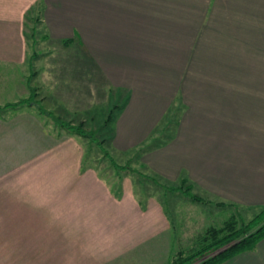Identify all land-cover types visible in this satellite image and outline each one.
<instances>
[{
  "label": "crops",
  "instance_id": "0c3cea01",
  "mask_svg": "<svg viewBox=\"0 0 264 264\" xmlns=\"http://www.w3.org/2000/svg\"><path fill=\"white\" fill-rule=\"evenodd\" d=\"M36 9L43 15L46 39L62 46L63 55L67 48L78 47L81 62L87 60L86 72L96 77L90 79L92 84L101 94H110L114 105L120 104L112 131L117 147L125 149L146 139L176 97L182 96L184 112L177 135L150 155L151 167L170 179L186 173L189 181L222 202L264 205V0H0V64L22 65L29 58L24 28ZM54 58L48 57L54 64L48 79L55 80L51 82L55 92L60 79ZM65 59L61 57L59 64ZM38 117L16 116L10 125L32 129L23 139H51ZM45 125L51 128L48 122ZM2 188L0 221L23 225L28 217L23 209L10 211L23 201ZM56 188L65 193L66 207L95 209L90 216L93 231L90 237L89 232H65L78 242L77 248L26 250L38 257L34 262L131 264L130 257H120L124 239L117 231L100 235L99 224L104 221L99 203L90 206L88 194L85 197L88 187L65 183ZM99 188L104 190V184ZM115 212L121 216L120 208ZM33 216L28 219L40 223L41 217H29ZM17 233L25 235L24 228L18 227ZM104 238L107 247L98 243ZM82 239L96 241L91 247L93 260L88 258L89 243ZM0 251L5 255L7 250ZM165 255L168 264L172 257ZM44 257H50V263ZM223 264H264V239L256 249Z\"/></svg>",
  "mask_w": 264,
  "mask_h": 264
},
{
  "label": "rangeland",
  "instance_id": "374dc122",
  "mask_svg": "<svg viewBox=\"0 0 264 264\" xmlns=\"http://www.w3.org/2000/svg\"><path fill=\"white\" fill-rule=\"evenodd\" d=\"M33 12L26 18L24 28L29 58L22 65L0 64V185L8 191L7 195H16L19 201H23L15 203L22 204L20 206L13 203L14 208L10 211L23 209L28 216L23 225L0 221V250H7L5 255L0 254V263L38 264L34 262L38 257H32L33 251L27 254L26 250L44 252L77 248L78 242L70 234L65 235L69 229L76 235H80L81 231L89 232L90 237L93 231L90 216L95 209L86 205L66 207L65 193L56 190L65 183H82L88 187L85 197L88 194L90 206L99 203L98 212L103 217L104 223L99 224L100 235L107 236L117 231V235L124 239L120 247L125 252L120 257H130L127 260L131 264H164L165 253L174 258L180 251L184 256L200 251L204 244L199 236L210 228L222 227L236 213V209L223 207L220 198L189 181L186 173L178 179H170L150 165V155L174 140L170 139L173 133L170 126L175 124L173 113L178 107L182 114L180 119L183 116L182 96L176 97L146 139L120 149L112 138L114 122L111 125L106 122L110 109L118 114L109 100L113 98L110 94H101L98 85L92 84L91 80L96 77L86 72L87 60L81 62L80 49L71 46L65 50V55L60 53L62 46L46 39L43 15L37 9ZM50 55L56 58L55 62L58 61L55 71L60 80L55 92L51 83L55 80L48 79L51 77L49 67L54 66L48 59L52 57ZM60 56L66 58L61 64ZM14 105L25 106L16 108L18 106ZM16 116L30 120L39 116L43 129L51 139H23L32 129L11 126V120ZM45 122L51 124V128ZM63 123L82 127L97 138L91 141L74 136L73 132L63 127ZM183 179L187 180L183 188L190 187L191 194L203 202L170 190L180 187ZM102 183L104 190L98 189ZM85 197H78V200H85ZM23 205L25 207L22 208ZM238 207L245 222L254 216L256 210L259 211ZM118 208L120 217L115 216ZM135 211L146 215L132 216ZM33 214L41 217H37L40 223L28 219H34V216L29 217ZM81 219L85 222L82 223ZM18 227L19 230L24 228L25 235L17 233ZM17 236L21 237L18 241ZM84 241L89 243L88 258L93 260L91 247L96 241ZM107 242L104 238L98 243L104 247ZM40 258L43 259L42 256ZM44 258L50 263V257Z\"/></svg>",
  "mask_w": 264,
  "mask_h": 264
},
{
  "label": "trees",
  "instance_id": "16d2710c",
  "mask_svg": "<svg viewBox=\"0 0 264 264\" xmlns=\"http://www.w3.org/2000/svg\"><path fill=\"white\" fill-rule=\"evenodd\" d=\"M113 107L116 108L115 110L117 111L119 108L121 109L120 104L117 103L115 105L113 104ZM180 112L181 109L178 107L177 111L173 113V117H176V119L173 127L170 126V129L173 132L170 134V139H173L175 136L174 131L180 122ZM115 117V113L110 109L106 122L111 125L114 122ZM62 125L65 129L80 137L88 138L91 141H94V139L97 138L94 133H90L82 127H75L64 123ZM186 182L187 180L183 179L180 187L170 188V190L179 191L194 201L203 202L202 199L191 194L190 187L186 189L183 188V184ZM220 204H222L223 207H234L236 213L232 215L222 227L210 228L205 231V234L199 236L200 242L204 244L200 251L190 256H184L182 251H180L176 257L170 260L169 264H223L241 253L256 249L258 244L264 239V205L261 207H247L250 211H254L255 209H259V211L256 210L254 216L249 221L245 222V219L239 213L238 209L240 207L236 204L225 203L222 201H220Z\"/></svg>",
  "mask_w": 264,
  "mask_h": 264
}]
</instances>
